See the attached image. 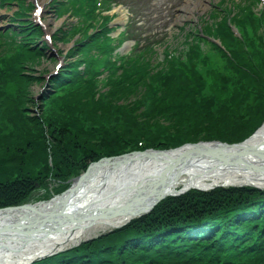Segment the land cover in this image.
I'll return each instance as SVG.
<instances>
[{
  "label": "bare ground",
  "instance_id": "bare-ground-1",
  "mask_svg": "<svg viewBox=\"0 0 264 264\" xmlns=\"http://www.w3.org/2000/svg\"><path fill=\"white\" fill-rule=\"evenodd\" d=\"M192 2L198 3L196 0ZM190 3L191 1H188L189 5ZM52 82L50 86L53 85ZM190 91H187V96L195 98L196 94L189 95ZM195 109L197 114H203L204 108L194 107ZM178 116L180 119H186L188 113L180 112ZM196 129L201 133L199 127ZM204 138L206 141L197 146L186 145L171 151L166 150L164 153L158 152L152 158L146 155L139 160L140 162H137V159L113 158L101 163L99 170L93 165L84 177L72 184L71 188L64 184L68 192H65L61 198L59 196L51 201L32 203V206L0 211V228L6 229L0 234V243L5 242L9 251L0 256V264H24L32 258L70 247L90 238L99 230L118 226H127L126 230H130L131 233L121 240L113 239V248H115L114 243H133L132 252L143 254L144 252L137 249V246L141 243L149 244L153 252L150 257L151 262L156 256L161 255L163 256L161 260H169L171 254L161 252L149 239L157 238L164 246L175 252H181L183 250L177 243V237L187 236L193 240V234L214 232L221 235L218 241L221 244L227 241L233 248L245 245L241 257L254 260L264 257L261 245L253 236L244 235L249 229L245 224H249L251 217L259 213L258 206L264 208V197L232 212L237 206L238 199L244 193H248L251 186V190L257 187L264 188V125L254 137L248 138L238 146L212 143L210 138ZM216 140L220 141V139ZM156 156H159V159H156ZM181 186L208 188L206 192L197 189L193 200L205 197L209 200L221 198L227 203L223 208H217L209 213L200 223L187 220L186 215L181 221L171 224L168 217L161 223H156L151 217L147 218L150 212L148 208L154 200L162 199L156 203L161 210L174 207L176 199L172 200L164 194L174 196ZM64 198H67L65 204H56V201ZM189 204L188 198H182L179 207L183 209L180 211L185 212ZM93 209L97 210L93 212L91 211ZM117 209H120L119 214L108 217ZM49 211H52L60 221H64L63 225L50 217L24 227L29 224L30 219ZM224 211H227L229 216L236 217L235 224L229 225L230 218L221 216ZM84 215L91 218L78 224L65 223L66 220L71 219L70 217L83 218ZM140 220L143 222H139ZM153 224L158 225L159 229L156 232ZM62 226L66 227L65 231L48 236L60 230ZM142 226L147 230H142ZM22 242H28V245L21 246ZM154 243L157 241L155 240ZM194 248L203 249L204 246L198 244ZM106 249L109 250L108 247ZM189 250L192 252L191 249ZM220 252L221 250L217 249L215 254L218 255ZM224 256L228 257V255ZM134 257L130 254L125 258L137 264L138 259ZM171 259L177 262L175 257ZM225 261L230 263L228 259Z\"/></svg>",
  "mask_w": 264,
  "mask_h": 264
},
{
  "label": "rangeland",
  "instance_id": "rangeland-1",
  "mask_svg": "<svg viewBox=\"0 0 264 264\" xmlns=\"http://www.w3.org/2000/svg\"><path fill=\"white\" fill-rule=\"evenodd\" d=\"M42 4V13H41V20L45 24V29L47 32L51 34V36L54 34V45L55 47H51L48 49L44 50V53L41 54L38 58L36 59H28L29 61L23 64V71L27 73V75H31L34 78V82L29 84L27 86V91L31 92V97H33V103L30 102L26 107V110L28 109L30 114L32 116H41L43 111H47V113H52L50 112V104L49 100H45L43 98L47 90H51L52 94H50V98H53L56 95V87H51L48 83L47 87H45L46 83V78L49 74H52L55 72V67L61 63L63 65V68H66L70 65V63H73L75 61H78V59H82V55L79 53V46L84 42V39L86 36H81L83 34L81 31H75L74 33H69L70 29L73 28V25L78 26L80 22H82L81 18L78 17L75 13L74 15L68 11H65L62 15H60L59 10L52 8V2L55 0H39ZM93 2V0H91ZM193 1V0H192ZM191 1L190 5L187 8L181 9V12L177 15L175 22L173 23L174 17L172 18V22L167 24V25H161V17L159 15H154L152 17H149L146 19L144 25H141L139 22L137 23V26H141L138 28L137 33H143L142 34V43L140 46V49L137 50L135 46L137 45L136 41L135 44L127 51V53H132L133 51L135 52L133 55L134 56H139L141 51H143L144 47H150L147 48L146 53L144 56H148L153 49L155 50V54L150 55L149 57H152L151 63L154 64L155 55L156 54H162L164 53V49L171 50L174 53L179 51L180 49L183 48L182 44L184 43V38L183 35L185 34L183 32V29L188 31V28H190L192 31L196 27V23L198 20L202 19L206 16L207 18L209 17V13L213 11L214 9H220L221 5H224V9L227 10V7H229V4L232 2H227V0H224L225 2H220L221 0H200L198 3H193ZM233 1V0H231ZM237 1V0H236ZM250 0L246 1H241L239 2L242 4L241 8L244 6H250V8H253V3ZM91 2V3H92ZM234 2V1H233ZM69 4L72 5L71 1L69 0ZM236 3H232V8H234ZM220 6V7H219ZM13 8V7H10ZM3 10H0V22L1 24L3 23L4 26L5 24L8 23V17L11 14L10 9H5L2 8ZM264 11V9H262ZM255 11L260 12L259 9L255 6ZM185 12H188L189 14H186ZM226 13L223 12L221 16H218L220 18L217 20V22H221L222 16H224ZM240 17H242V13H239ZM180 17V21H179ZM3 20V22H2ZM215 22V21H214ZM205 23V22H204ZM264 23V22H261ZM173 24V25H172ZM94 25V23L92 24ZM172 26V29H171ZM263 26V25H262ZM171 29V31L168 33V31ZM143 30V31H142ZM247 37V36H246ZM262 39V41L258 44L256 43V39L258 38L259 40ZM246 44L249 48H239L236 52V54L239 56V68H235L233 66L234 63L229 64L226 66V63H224L225 66L219 65L218 67L213 64L212 67L209 69V74H221V73H226L229 74L230 77L228 78H222V82H220V87L221 91L225 90L223 84L224 81H230L232 79H237L241 84H246L248 88L245 90H242V96L241 97H236L234 96H228L227 98L223 99L221 102V107L216 108L213 107L214 112H211L212 108H208V110H204L203 114H190L186 119H180L179 116L172 117V118H164L161 117V114L163 116L165 115V110L166 112L169 109H172L173 107L171 104H164L162 103H156L154 108L158 109L156 115H151L149 113V109L152 108V103L148 105V99L146 97H139L141 98V101L144 100L145 103H141V107L137 106L138 110H131V116H123V122L122 125H127L131 121L133 123H136V125H140V122H144V126L148 127V129H145V132L147 133H154L155 135H161L163 133V127H161L158 122H165L167 125H165L167 128L169 126V130L171 132H179L180 134H185L188 132L193 131V134L196 136H203V137H208L211 139H223L227 141H236V139H239L243 137L244 134L248 133L251 131L247 130L249 128V125L255 126L258 122V120L263 121V117L260 119L259 113L260 111H264V27L261 29L259 28L258 31L256 32V35H254L253 32L250 31L249 36L247 37ZM162 41L160 44H156L157 42ZM40 43V39L37 41ZM88 42V41H87ZM86 43V42H85ZM84 43V44H85ZM245 43V42H244ZM99 48H101L103 51L105 49L103 46L98 45ZM206 52L208 53L209 46H204ZM85 49V48H82ZM135 49V50H134ZM87 51L83 52V55H85ZM93 53L94 55L98 53L95 48L92 49L91 52H88L90 55ZM126 53V54H127ZM152 54V53H151ZM213 57H215V51L211 53ZM78 63H83V61H78ZM233 65V66H231ZM209 65H206V68ZM247 66L249 68H247ZM217 67V68H216ZM237 67V66H236ZM62 68V69H63ZM216 68V69H215ZM241 68V69H240ZM61 69V70H62ZM113 70V69H112ZM112 70H109L108 72H111ZM88 73L85 74L87 77V81H92L93 84H95L97 89L100 91H106V94L108 96H113L115 93V87H118L117 84L113 82V80H119L120 82H123V78H125L124 72L121 70L117 69L113 73V77H111L110 73H105L102 74L101 71L98 73H92L94 72L91 70V73L89 72V69L87 70ZM240 73V74H235V73ZM253 72L254 77L252 78L251 73ZM42 77V78H41ZM135 79H137L139 76L135 75L133 76ZM69 79H74L73 77ZM113 79V80H112ZM140 80V77L137 79V82ZM196 81H193V84H195ZM192 85V84H191ZM190 85V86H191ZM202 85V84H201ZM11 87V86H10ZM134 87V86H133ZM171 88V87H169ZM180 88H186V85L180 86ZM12 89V88H11ZM24 89V88H23ZM149 89V88H147ZM154 89V88H153ZM167 89V88H166ZM134 90V88H133ZM20 87L18 88V92L16 93L17 95L20 96ZM88 91V90H87ZM175 91V90H174ZM173 91V92H174ZM187 91L188 90H182L180 91V95H182V99H184L187 96ZM220 91V92H221ZM172 91L168 92L171 93ZM163 93H166L165 90H163ZM175 93V92H174ZM12 95V92L10 93ZM39 96V97H38ZM102 94L97 95V98H101ZM139 98H136L137 100ZM19 99L18 97H15L13 100H0V107L3 106L6 107L10 102L16 101ZM124 100L123 97L121 100L122 104L125 103H135L137 100ZM113 100V99H112ZM112 100L109 101V103L105 104H99L96 103L94 100L86 101L83 96L80 95H74L68 98V101H70L71 108L75 111H82L84 109H91V110H98L101 109L103 112H106L108 110H113V102ZM158 101V100H156ZM139 101H137V104ZM1 109V108H0ZM34 109V110H33ZM40 110V111H38ZM194 110V109H193ZM161 111H164L161 112ZM2 113V110H0V114ZM214 113H219V114H214ZM55 114V113H54ZM69 115V114H67ZM81 115H78L79 120L77 121V124L81 122ZM151 116V117H150ZM192 116V117H191ZM49 117V116H47ZM90 117L92 119H97L101 123H109V121L113 122V119L106 117L105 115H100L99 117L91 114ZM246 117H249L247 120ZM114 118V117H113ZM1 119V115H0ZM94 119V120H95ZM226 119H229L231 122L230 125H223ZM22 121V120H21ZM199 121L202 123L199 126L197 123ZM117 122L118 117H117ZM97 125L99 124L98 122H95ZM196 124V125H192ZM180 124V125H179ZM260 124V123H259ZM0 125H6L5 130L6 133L11 134L15 133V129L9 124L6 120L1 121L0 120ZM113 125H119L117 123ZM152 127H156L153 130L151 129ZM199 127L201 129V133L198 132L196 129ZM13 128V129H11ZM1 129V127H0ZM151 129V130H150ZM228 130V131H227ZM227 131V132H226ZM43 133V132H42ZM41 133V134H42ZM115 133V131H113ZM161 133V134H160ZM44 135V133H43ZM117 135V133H116ZM46 147H51L52 145L49 141H43L42 142ZM121 149H127L128 148L125 146H121ZM169 146H163V148H168ZM157 148L161 149L160 146ZM162 148V149H163ZM36 158V159H35ZM35 158H27L26 161H29L27 164H29L32 160V164L39 165L40 161L37 156ZM7 158L2 159L1 161H7ZM21 160V159H19ZM63 189L65 185H61ZM50 187V182L49 180H45L42 182L41 186H36L34 188L35 193L31 196L29 200L32 202L37 199L42 198L45 195V191L42 189H47ZM193 201V200H192ZM107 231V230H104ZM103 232L102 230H99L96 233H101ZM95 233V234H96ZM94 234V235H95ZM97 235V234H96ZM23 245V243H22ZM6 252V249H1L0 253ZM205 255V254H204ZM172 257H175L177 261H184L185 263L188 264H205L206 262L212 261L209 257V254H206L205 259H199L197 255H182L180 252L177 253H171ZM172 259L170 260V263H173ZM264 261L259 262V264H263ZM1 263V262H0ZM128 264V263H126Z\"/></svg>",
  "mask_w": 264,
  "mask_h": 264
},
{
  "label": "trees",
  "instance_id": "trees-1",
  "mask_svg": "<svg viewBox=\"0 0 264 264\" xmlns=\"http://www.w3.org/2000/svg\"><path fill=\"white\" fill-rule=\"evenodd\" d=\"M243 8H245V7H243ZM247 9L248 8L246 6V9L241 8L240 10L245 12ZM237 19H238V21H241V17L237 16V18H235V20H234L235 23L238 24ZM224 24H225V20L222 24H219V26H215V24H213V25L211 24L210 26H207V28H206L207 34L220 38L222 40L223 45H225V47H226V49H224V50L217 47V49L215 51V58L217 60H219L220 62H222L223 66L225 63L224 59L231 58V55L229 54V50L233 52L234 58L239 57L236 54V51H237L236 48H238V46H234L233 50H232V48H230V46L233 45L235 43V41L239 42V40L235 36H233L229 30L228 31L225 30V28L223 27ZM27 25H31V24L27 23ZM240 25H241V22H240ZM31 27L34 28L35 25L34 26L31 25ZM34 29H36V28H34ZM22 31H23V29H22ZM31 31H32V28H31ZM37 31H39V30L37 29ZM33 37H34V35H31L30 38L25 39V41H28V42L24 41V43H25L24 45L30 44L33 41ZM201 41H203V38L199 37L198 40H195L192 43L191 54L189 56L188 62L185 63V66L187 68L184 69L183 71H178V70L174 69L173 70L174 73H186V74H188V73H192V71L195 72V74L205 73L206 69L204 71H201L199 68L206 67V65H209V63H211V61H210L211 55H212L211 53H213L214 50L208 51V53L206 54L205 51L201 47ZM27 48H29V45ZM178 61H182L184 63V61L180 58V56H173V58L171 60H168V65H171L173 67ZM18 72H21V73L19 74V76H17L13 80V84L9 88L1 83L3 80H0V100L3 99L5 101L7 99L13 100L15 97L19 98L16 101L10 102L4 108H3V106L0 107L1 108L0 110H2V113L0 114L1 115L0 120L1 121L6 120L15 129L14 134L13 133L8 134V133H6L7 130L4 131L6 125H0V127H1V129H0V205H1V203L11 204V203L15 202L16 198L9 193V188L12 185L16 184L18 180L24 179L25 181L29 182V181L39 179V178H42V179L47 178L49 176V168L42 167L38 164L37 165H35V164L28 165L27 164L26 159L33 157L30 154L34 148V146L27 144V140L28 139L34 140L37 137L39 138L41 135L40 133L42 131L47 132L49 136L51 135L57 142H59L57 149L63 150L61 145H63V147H64L65 142L66 141L68 142L71 140V138H69V135H71V134L67 133L68 132L67 126H69V127H72V126L68 125L69 121H67V120L70 119V116H68L67 114L70 115L71 112H73V113L81 112V111H75L73 109H71V110L68 109L67 106H70L72 103L70 101H68V98H70V97L67 96L68 95L67 89H65L62 92V93H65V95H66L65 97L59 96V98L58 97L53 98V99H55V100H53V101H55V103H52L53 102L52 101L50 104L51 108L49 109L50 112H52V113H47V111H48L47 110V111H43L41 116H36V115L32 116L29 113V110L28 109L26 110V108H27L26 106L30 102L33 101V97H31V95H32L31 92L27 91V86L34 82V78L31 75L25 74V72L21 68L18 69ZM74 72H75V70H73V69H67L66 71H63V74L65 76H72L74 74ZM142 73H144V72L143 71L141 72L138 68H126L125 72H124L125 78H123L124 81L123 82H120V81L116 82V80L114 81V83L118 85V87H115V90L117 89V91H120V92L127 91V90L133 89V88H134V90H140L141 87H143V85H144V80H142V81L139 80L138 82H136V79L133 76L138 75L140 77V79H143ZM131 83H134L133 84L134 87H131ZM19 87H20V91H19L20 96L16 94L18 92ZM85 90H87V88H85L83 90L80 87L77 90H74L73 94H77V93L83 92ZM11 92H12V95H10ZM70 92H71V89H70ZM111 99H113V98H111ZM114 100L117 101V98L115 97ZM112 102H113V100H112ZM119 107L120 106L118 105L117 102L113 103V108H114L113 109L114 110L113 116H114V118L111 116L113 118V121L117 120V116L115 117V114L118 115ZM108 113H111V110H108ZM47 116H49V117H47ZM263 116H264V111L263 112L260 111L258 118L260 117V119H261ZM261 121L262 120H260V121L258 120L257 124H259ZM140 123L141 124L138 125V131H137L138 135L140 137H144L145 135H149L151 132L150 133L145 132V129L146 128L148 129L149 126L145 127L144 122H140ZM230 124H231V122L227 121L223 125H230ZM64 125H66V126H64ZM161 125H165V124L161 123ZM114 126L117 130H119L121 127H123V125H114ZM13 128H11V129H13ZM115 128L113 127V130ZM154 128H156V127H152L151 129L153 130ZM72 131L75 133L76 136H80V133L77 131V129L72 130ZM49 132H50V134H49ZM164 132L166 133L167 130L164 129ZM246 135L247 134H244L243 137H245ZM195 137H199V136H195ZM184 138H186V137L184 136ZM184 138H179V137L171 134V135H169L168 138L165 139L166 144H161L160 146L161 147H163V146L173 147V146H176L177 144H180L186 140H193V139H189V138L188 139H184ZM241 138H239V139H241ZM37 139L35 140V142L37 141ZM195 140H197V139H195ZM35 145H36L35 149L42 147L38 142H36ZM65 147L68 148L69 145H66ZM11 155H15V156L19 155V156L24 157L25 159L1 161L4 158H9V156H11ZM62 157L65 158L66 157L65 154H62ZM64 161H66V160H63V161L60 160L57 163V169L55 168L56 169L55 176H57L56 178L67 180L71 176V172L67 169V167H69V166L72 167L73 163L70 161H68L66 163ZM74 173H76V172H73L72 174H74ZM1 190H5V191L2 192ZM255 194H260V193L248 191V193H244L243 195H241V198L244 197L246 200H248L249 198H253V195H255ZM21 199H22V197H20L19 200H21ZM203 201L206 203L204 205H201L200 208L202 206H204L201 209V214H204V215L211 213L212 211L216 210L217 208H223L227 203V201H219L216 199H213V200L207 199V200H203ZM180 210H182V207L174 206V207L170 208L166 213H164V215L166 216V214H167V216L169 218L170 217H176V216H179L181 214ZM234 210L232 212H234ZM187 212L188 211H186L185 213H187ZM160 213H161V208H159L157 213L153 214V216H157ZM221 216H224L225 218H230L229 225H233L236 223V217H234L232 215L229 216L227 211H224ZM257 223L261 225V226H259V228L261 229L260 231H258V227H256ZM263 223H264V214L259 215V216H255V217H251L250 223L245 224V226H247V227L249 226V229H247V231H248L247 234L245 232L244 235H252L253 238L257 242H263L264 243V227L261 228L263 226ZM169 224H171V223H169ZM213 237L216 240L217 235H215ZM155 239H157V238H155ZM195 240L196 239L191 240L187 236H185L184 238L177 237V243L181 247V249H183V251L180 253L182 255H186V253H187L186 251H190L189 249L194 250V246L193 247L191 246L189 248L188 244L191 242H194ZM212 240L213 239H209L208 242H211ZM223 245H224L223 248H225V246L226 247L228 246L230 248V250L234 249L233 247H231L228 244L227 241H225V243H223ZM262 246H264V245H262ZM121 254H122V258H125L126 255H130V254L133 257L136 256L134 258L138 259L137 264L139 262H143V259H139L137 252H132V249L128 248L126 251H122ZM89 255L94 256L92 253ZM226 259H228L230 261L229 264H231L230 256L226 257ZM83 262H84V264L90 263V262H88V259L86 256L84 257ZM225 263H227V262L225 261ZM62 264H67V263L65 261H62ZM112 264H113V262H112ZM118 264H126V263L123 262L122 259H120L118 261ZM161 264H163V263H161ZM177 264H179V263H177ZM180 264H188V263L181 262Z\"/></svg>",
  "mask_w": 264,
  "mask_h": 264
},
{
  "label": "water",
  "instance_id": "water-1",
  "mask_svg": "<svg viewBox=\"0 0 264 264\" xmlns=\"http://www.w3.org/2000/svg\"><path fill=\"white\" fill-rule=\"evenodd\" d=\"M150 157H152V155H150ZM63 203V202H62ZM58 204H61V203H58Z\"/></svg>",
  "mask_w": 264,
  "mask_h": 264
}]
</instances>
